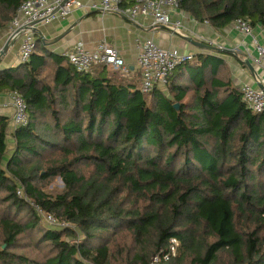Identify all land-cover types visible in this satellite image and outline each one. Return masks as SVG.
<instances>
[{
	"label": "trees",
	"instance_id": "obj_1",
	"mask_svg": "<svg viewBox=\"0 0 264 264\" xmlns=\"http://www.w3.org/2000/svg\"><path fill=\"white\" fill-rule=\"evenodd\" d=\"M25 0H0L6 30ZM197 21L264 27V0H180ZM104 64L78 72L33 53L0 70L27 124L0 115V264H264V112L253 113L222 59L195 54L169 96ZM175 104L178 107H175ZM60 191L47 190L54 178ZM26 195L68 227L42 226Z\"/></svg>",
	"mask_w": 264,
	"mask_h": 264
},
{
	"label": "built area",
	"instance_id": "obj_2",
	"mask_svg": "<svg viewBox=\"0 0 264 264\" xmlns=\"http://www.w3.org/2000/svg\"><path fill=\"white\" fill-rule=\"evenodd\" d=\"M83 7V3L79 0L23 1L7 28V40L18 44L15 63L17 65L27 63L34 53L36 48L35 32L39 23L51 22L55 18L68 15L75 8ZM89 8L102 15L113 13L130 20L139 16L149 17L153 25L170 27L175 32L181 31L183 28L182 19L187 15L180 8V0H99L98 3H92ZM231 23L237 32L250 37L255 53L252 62L264 70V42L260 41L255 31L258 29L264 37V27L261 25L252 26L247 20L241 18H237ZM65 56L78 72H87L98 64L118 69L124 75L128 72L118 50L108 45L105 40H100L91 50L87 49L84 43L79 40L74 44L72 51L66 53ZM192 58V53H180L174 49H165L153 40L145 39L140 44V51L136 59V67L141 76V90L149 92L154 88L166 87L174 68ZM240 92L242 101L250 111L253 113L264 112V92L258 87V83L257 86L244 84L241 86ZM4 105L12 108L11 121L14 127L27 124L26 104L17 91L10 92ZM16 195L26 201L49 227H66L63 221H58L46 209L32 201L26 195L21 184L17 186ZM179 246V241L175 237L170 238L166 251L155 255L152 258V264L176 256Z\"/></svg>",
	"mask_w": 264,
	"mask_h": 264
},
{
	"label": "crops",
	"instance_id": "obj_3",
	"mask_svg": "<svg viewBox=\"0 0 264 264\" xmlns=\"http://www.w3.org/2000/svg\"><path fill=\"white\" fill-rule=\"evenodd\" d=\"M79 1L83 3V8H75L62 18H55L51 22L39 23L36 26L34 51L36 55L51 53L66 57V53L72 51L74 44L79 40L89 50L100 40H105L108 45L116 48L124 59L128 72L122 75L132 77L140 73L136 67L140 44L145 39H151L165 49L193 55L202 53L222 59L233 86L241 88L244 84L257 86L259 83L264 87V70L252 62L255 53L251 39L237 32L232 23L215 28L206 21H197L187 13L182 19L183 28L175 32L170 27L153 25L149 17L139 16L130 20L113 13L102 15L89 8L92 3H98L99 0ZM255 31L260 41L264 42L260 31L258 29ZM7 36V29L0 30V48L6 42ZM190 39L205 46L195 45ZM17 47V42L10 43L8 51L0 58V70L17 66L15 63ZM157 89L169 96L167 86ZM9 94V91L0 92V115L8 119V150L14 144L11 135L14 131L11 121L12 108L4 105Z\"/></svg>",
	"mask_w": 264,
	"mask_h": 264
},
{
	"label": "rangeland",
	"instance_id": "obj_4",
	"mask_svg": "<svg viewBox=\"0 0 264 264\" xmlns=\"http://www.w3.org/2000/svg\"><path fill=\"white\" fill-rule=\"evenodd\" d=\"M63 188V182L62 180L59 178V177H56L53 179V181L49 184V186L47 187V190H50V191H60L61 189ZM39 221H40V224L42 226H46V227H49L48 224L44 221L43 218H41L39 216ZM65 223V226L68 227L69 224L67 222H64ZM180 253V249L178 251V254L177 256L179 255Z\"/></svg>",
	"mask_w": 264,
	"mask_h": 264
},
{
	"label": "water",
	"instance_id": "obj_5",
	"mask_svg": "<svg viewBox=\"0 0 264 264\" xmlns=\"http://www.w3.org/2000/svg\"><path fill=\"white\" fill-rule=\"evenodd\" d=\"M190 42L193 43V44H195V45H198V46H205V45H203L202 43L197 42V41H194V40H192V39H190ZM10 43H13V42H11V41H9V40H6V42L4 43V45L0 48V58H1L3 55H5L6 52L8 51V48H9V46H10ZM211 48H212V47H211ZM258 87L264 92V87H263L261 84L258 83ZM175 107H178V105L175 104Z\"/></svg>",
	"mask_w": 264,
	"mask_h": 264
}]
</instances>
